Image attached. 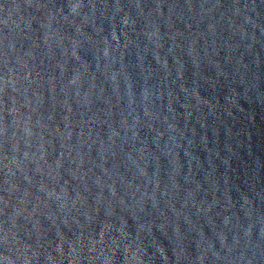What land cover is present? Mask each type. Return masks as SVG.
<instances>
[{
	"label": "water",
	"instance_id": "95a60500",
	"mask_svg": "<svg viewBox=\"0 0 264 264\" xmlns=\"http://www.w3.org/2000/svg\"><path fill=\"white\" fill-rule=\"evenodd\" d=\"M0 264H264V0H0Z\"/></svg>",
	"mask_w": 264,
	"mask_h": 264
}]
</instances>
